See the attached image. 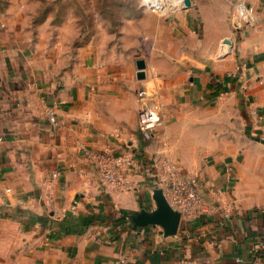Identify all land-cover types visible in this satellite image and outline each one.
Segmentation results:
<instances>
[{"label":"crops","instance_id":"1","mask_svg":"<svg viewBox=\"0 0 264 264\" xmlns=\"http://www.w3.org/2000/svg\"><path fill=\"white\" fill-rule=\"evenodd\" d=\"M140 1V23L161 43L155 59L134 56L135 38L90 64L79 49L55 62L50 51L0 48V264H264V0L239 2L215 33L199 0H164L163 12ZM217 85L227 90L214 94ZM153 95L164 111L142 135L137 113ZM53 101L56 123L46 115ZM159 132L184 146L187 160L170 161L207 206L168 236L130 221L155 208L160 165L140 144ZM82 146L132 154L134 188L103 186Z\"/></svg>","mask_w":264,"mask_h":264},{"label":"rangeland","instance_id":"2","mask_svg":"<svg viewBox=\"0 0 264 264\" xmlns=\"http://www.w3.org/2000/svg\"><path fill=\"white\" fill-rule=\"evenodd\" d=\"M199 1L204 4L211 33L219 31L222 25L220 18L223 19V27L225 23H233V11L239 2H244ZM147 11L140 0H0V48L11 46L36 56L50 51L55 62L60 52L67 51L72 57L79 49L83 60L90 64L91 59L97 58L95 55L106 61L105 58L113 51L121 50L125 44L131 47L135 38L139 45L131 47L135 49L134 56L155 59L159 56L158 45L161 43L152 42L144 29L146 23H140V16ZM139 30L143 32L137 37L134 33ZM178 111L183 113L180 108ZM218 127L219 123L214 122L213 128ZM161 134L159 132V136L152 140L141 139L140 152L147 164L160 165L164 158L172 160L173 157L186 161L189 154L185 148L182 149L184 146H174L172 139L170 141ZM152 173L155 175V171ZM151 180L156 182L154 176Z\"/></svg>","mask_w":264,"mask_h":264},{"label":"built area","instance_id":"3","mask_svg":"<svg viewBox=\"0 0 264 264\" xmlns=\"http://www.w3.org/2000/svg\"><path fill=\"white\" fill-rule=\"evenodd\" d=\"M144 4L154 11L163 12L165 10L164 0H144ZM138 95L144 97L147 92L141 88ZM164 106L163 99L153 95L139 108L137 130L140 134L149 135L156 129ZM57 108L58 103L53 101L46 109L47 118L51 123L57 121ZM80 150L95 170L103 186L125 191L134 188V181L129 177V173L134 167L132 154H116L108 149L94 150L87 146H82ZM50 177L51 179H58L59 174L53 172ZM155 178L169 204L180 212L181 219L198 217L207 212L206 202L196 183L179 172L172 161L164 159L160 163ZM236 260L241 261V259Z\"/></svg>","mask_w":264,"mask_h":264},{"label":"water","instance_id":"4","mask_svg":"<svg viewBox=\"0 0 264 264\" xmlns=\"http://www.w3.org/2000/svg\"><path fill=\"white\" fill-rule=\"evenodd\" d=\"M179 4L183 7H189L191 5V0H180ZM245 22H248V20H245ZM226 39L228 40V44L231 45V40L228 38ZM145 67L144 60L138 59L136 61V77L138 80L145 78ZM261 142L264 144L263 139H261ZM152 198L155 203V208L151 211L141 209L137 213L131 215V223L140 228L145 226H158L161 228L160 232L164 236L176 234L181 223L180 212L169 204L161 188L153 190Z\"/></svg>","mask_w":264,"mask_h":264},{"label":"trees","instance_id":"5","mask_svg":"<svg viewBox=\"0 0 264 264\" xmlns=\"http://www.w3.org/2000/svg\"><path fill=\"white\" fill-rule=\"evenodd\" d=\"M233 77L232 76H223V82L224 83H228V82H232L233 81ZM214 89H215V87H214ZM220 89H222V90H224V91H226L227 90V88H225V87H221L220 85H217V88L215 89V91H214V94H217V92H218V90H220Z\"/></svg>","mask_w":264,"mask_h":264},{"label":"bare ground","instance_id":"6","mask_svg":"<svg viewBox=\"0 0 264 264\" xmlns=\"http://www.w3.org/2000/svg\"><path fill=\"white\" fill-rule=\"evenodd\" d=\"M227 44H228V42H227ZM228 46H229V44H228Z\"/></svg>","mask_w":264,"mask_h":264}]
</instances>
